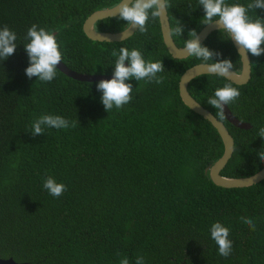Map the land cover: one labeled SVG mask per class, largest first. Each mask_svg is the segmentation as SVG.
Returning <instances> with one entry per match:
<instances>
[{
    "label": "trees",
    "instance_id": "obj_1",
    "mask_svg": "<svg viewBox=\"0 0 264 264\" xmlns=\"http://www.w3.org/2000/svg\"><path fill=\"white\" fill-rule=\"evenodd\" d=\"M120 0H0V29L17 35L15 52L0 61V259L17 264H264V179L245 188L214 186L208 169L221 157L222 143L212 126L189 111L178 96L181 74L196 64L228 59L235 73L240 62L229 33L217 30L201 43L220 56L202 61L172 59L166 52L158 19L149 16L118 43L92 42L82 33L93 12ZM245 7L253 0H225ZM170 36L177 48L204 25L198 0H168ZM255 20L264 10H248ZM178 21L182 33H174ZM32 24L54 33L61 63L79 74H113L120 48L139 50L146 62L161 61L163 83L135 81L132 100L106 112L98 82H78L58 70L51 82L25 74L24 50ZM118 18L96 22V32H120ZM264 47V45H262ZM116 51L117 56L112 52ZM250 79L236 86L216 75L187 84L190 97L221 121L233 141L231 157L219 174L244 178L264 162V54L248 53ZM127 65V61L125 62ZM231 84L240 96L226 105L250 128L227 123L207 103L217 88ZM42 115H59L75 127H46L33 137L32 123ZM78 121V122H77ZM46 176L66 185L60 197L43 187ZM241 217L251 218V230ZM229 229L232 251L222 257L210 228Z\"/></svg>",
    "mask_w": 264,
    "mask_h": 264
},
{
    "label": "clouds",
    "instance_id": "obj_2",
    "mask_svg": "<svg viewBox=\"0 0 264 264\" xmlns=\"http://www.w3.org/2000/svg\"><path fill=\"white\" fill-rule=\"evenodd\" d=\"M198 2L204 10V25H211L215 22L218 29L229 33L230 40L235 42L241 56L247 57L248 53H251L258 57L264 54V47H262L264 45V18L258 17L252 20L247 14L248 10L252 9L264 10V0H253L247 7L240 4L228 5L225 0H198ZM168 7V0H121L113 10V18L123 20L130 25V28L139 29L143 33L147 31L146 23L149 16L161 17L162 14H166ZM182 30L178 21V26L173 31L180 36ZM190 33L192 38L185 40L182 50L185 56L195 57L202 61H213V57L220 56L219 52H214L200 43L195 30ZM25 39L30 41L24 44V50L29 59V66L25 69L26 76L36 77L41 82H51L56 77L57 66L62 60L56 36L45 28L32 24L27 30ZM16 40V33L7 26L0 29V61L6 60L15 52ZM112 55L117 56V52L113 51ZM201 66L205 67L210 75L232 78L234 65L228 59L205 63ZM113 69L111 79L100 80L96 84V89L102 93L100 100L106 112L112 110L114 106L120 109L132 100L133 85L126 81L135 79V81L163 83V77L157 75L164 71L162 62H146L142 53L137 49L129 51L127 48H120ZM239 96L240 92L237 88L231 84H225L215 90L207 103L222 114L225 106ZM46 127L67 129L75 127V122H70L59 115H42L32 123L30 134L33 137L41 136ZM257 136L264 140V128L259 129ZM257 157L259 161L264 162V152L258 153ZM43 187L53 197H60L66 191V185L57 183L52 176H46ZM241 220L251 230H255L256 225L251 218L241 217ZM210 234L218 245L219 255L228 257L232 251V241L228 239L229 229L220 222H216L211 225ZM120 264H129V259L123 257ZM135 264H144L143 256H138Z\"/></svg>",
    "mask_w": 264,
    "mask_h": 264
},
{
    "label": "water",
    "instance_id": "obj_3",
    "mask_svg": "<svg viewBox=\"0 0 264 264\" xmlns=\"http://www.w3.org/2000/svg\"><path fill=\"white\" fill-rule=\"evenodd\" d=\"M121 0L113 7L108 9H103L99 11H95L91 13L82 23V33L83 35L92 42H105V43H118L122 42L128 38H130L137 29L130 28L128 25L124 30L120 32L110 33V32H96L93 30V25L101 20L107 18H113V10L120 4ZM159 30L161 35L162 44L172 59L181 60L186 58L182 52L183 48H177L173 43L170 36V29L168 24V19L166 14H162L161 17H157ZM220 30L217 28L215 22L211 25H205L198 33L197 36L199 38L200 43H202L209 34L214 31ZM54 34V33H53ZM230 36V34H229ZM231 39V37H230ZM232 46L239 57L240 62V72L235 73L233 71V75L231 79H223L228 82L236 85L242 86L245 85L250 78V63L248 55L247 57H243L240 55L237 45L234 41L230 40ZM126 64V63H125ZM205 64V63H203ZM202 64H196L192 67L186 69L178 80V96L181 103L192 113L201 117L203 120L207 121L212 128L215 130L218 135L222 147L223 152L221 157L208 169V177L210 182L219 188L231 189V188H245L252 185L257 184L261 180L264 179V166L255 174L244 177V178H226L222 177L219 172L225 166L229 158L231 157L233 151V141L228 131L226 130L223 123L217 120L210 112L201 107L198 103H196L187 92V84L190 80L195 77L201 75H210L207 73L206 68L201 66ZM127 66V65H126ZM57 70L63 74L64 76L78 81V82H99L100 80H108L111 79L112 74L110 75H100V74H79L73 72L66 68L61 62L57 66ZM221 77V76H219ZM223 119L232 125L235 128L247 130L250 128L248 123L239 122L235 119L227 107L225 106L224 112L221 114ZM0 264H17L12 259L2 260L0 259Z\"/></svg>",
    "mask_w": 264,
    "mask_h": 264
},
{
    "label": "flooded vegetation",
    "instance_id": "obj_4",
    "mask_svg": "<svg viewBox=\"0 0 264 264\" xmlns=\"http://www.w3.org/2000/svg\"><path fill=\"white\" fill-rule=\"evenodd\" d=\"M94 30V29H93ZM95 31V30H94ZM250 79V78H249Z\"/></svg>",
    "mask_w": 264,
    "mask_h": 264
}]
</instances>
